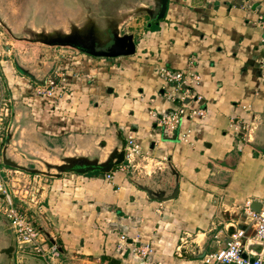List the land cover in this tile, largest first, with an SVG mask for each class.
<instances>
[{"label": "crops", "instance_id": "obj_1", "mask_svg": "<svg viewBox=\"0 0 264 264\" xmlns=\"http://www.w3.org/2000/svg\"><path fill=\"white\" fill-rule=\"evenodd\" d=\"M262 16L264 0H168L164 16L134 36V54L80 51L59 60L68 93L53 106L27 92L23 73L14 71L18 81L4 69L8 90L30 107L27 138L57 142L54 148L68 156L100 159L120 148L129 131L140 145L133 163L113 167L109 181L99 170L28 174L37 192L24 201L37 226L61 243L56 264H200L204 252L223 245L234 227L230 217L247 200L264 197V152L255 147L264 123ZM161 66L201 76L197 90L207 114L183 120L187 142L178 130L166 138L150 116L173 103L174 89L156 73ZM232 120L241 123L237 133ZM175 185L177 196L165 200L146 190L166 196ZM121 232L127 244L119 247ZM140 244L151 249L148 258L134 254ZM22 264L43 262L30 257Z\"/></svg>", "mask_w": 264, "mask_h": 264}, {"label": "rangeland", "instance_id": "obj_2", "mask_svg": "<svg viewBox=\"0 0 264 264\" xmlns=\"http://www.w3.org/2000/svg\"><path fill=\"white\" fill-rule=\"evenodd\" d=\"M124 5L126 2H119V0H0V59L12 60V63L4 64L6 74L11 79L12 71H19L32 82H36L35 78L52 74L53 66H56L55 64L59 61L58 57L61 54L59 52L67 53L73 48L50 47L34 41L35 34L39 32L70 33L72 29H78L84 30L82 32L84 35L93 25L99 29H105L108 25L105 24L106 20L109 21L108 17H113L114 8L119 7L120 9ZM145 23L142 12H137L127 16V19L118 23L116 28L120 31L119 33H131L133 36H138L144 31ZM104 44L103 42L100 46ZM6 48L11 50L10 53ZM1 68L0 65V71ZM33 68H37L36 72L39 76L31 75L30 72L35 71ZM3 77L5 78V81L3 79L5 88L3 94L5 98L10 99L8 101L10 111L4 124L6 129L3 133L6 138L1 147L0 162H2V148L5 147L9 159L27 168L46 170V161L61 163V160L68 155L54 148L58 147L57 142L51 140V142L49 140L44 142L34 134L32 138H27L24 130L28 128L30 114L28 108L30 107L21 100V97L15 99L11 97V92L6 87L7 79L5 75ZM259 132V145L264 149V123ZM7 134L9 135L6 136ZM71 155L86 154L73 153ZM106 156V154H101L102 159ZM51 172H56V170L52 169ZM28 174V171L17 168L4 171L0 165V178L7 184L11 194L15 192L16 196L25 200L29 198L25 190L33 184ZM18 204L23 209L28 207L25 202ZM12 237L8 221L0 214V248L7 246ZM0 264H4L2 254H0Z\"/></svg>", "mask_w": 264, "mask_h": 264}, {"label": "built area", "instance_id": "obj_3", "mask_svg": "<svg viewBox=\"0 0 264 264\" xmlns=\"http://www.w3.org/2000/svg\"><path fill=\"white\" fill-rule=\"evenodd\" d=\"M258 24L264 29V16L259 18ZM261 44L264 49V37L261 39ZM59 47L66 48L69 46ZM72 50L73 52L71 53L59 52L61 53L58 57L60 62L68 61L70 59L69 54L75 55V53L77 54L81 51L76 48H73ZM0 60V65L2 67V72L0 71L1 152V147H3L5 138V133H3V131L6 129L4 124L10 111L8 104L10 99L5 98L3 94L5 88L2 84L4 81L2 82V80H5L3 75L5 69L4 64L6 62L2 61L6 59L2 58ZM262 65H264V60ZM62 71L63 68L58 65L53 73L48 75L43 82H32L27 80L25 81L26 85L24 87L35 99H43L53 106L63 94L68 93L67 82ZM156 73L165 84L172 86L174 89V94L170 95L173 103L172 106L162 111L155 109L149 110L150 116L153 118L154 123L158 128L162 130V133L166 138L173 139L175 136V130H178L177 137L179 141L187 142L189 131L182 133L179 130L183 120L193 117L204 118L207 114V109L201 106L204 97L197 90L201 76L195 72L172 69L164 66L158 67ZM15 74L16 73L13 71L12 75L17 79ZM18 81L13 83V87L23 90L22 83H19ZM11 95V97L15 99L14 95ZM30 95L27 97L33 98L30 97ZM230 127L237 133L241 128V123L237 122V120H232ZM139 154L140 145L136 141L132 131H129L125 135L123 161L117 164L115 168L120 170L127 169ZM1 163L2 162H0V165ZM2 167L4 171H10L5 169L7 167ZM113 174V168L108 172H102L104 180L108 181L112 179ZM35 175V177H37L39 174ZM25 191L28 194L27 197H29L31 201L36 198L37 188L34 187V184ZM0 194L6 195V200L0 199V214L6 218L13 231L16 263L22 264L25 260V256H31L40 258L47 264H56V260L60 257L59 251L48 241L44 231L37 226L29 209H23L18 204L25 202L24 199L20 196H16L15 192H13L12 195L2 178H0ZM23 197H26V195H23ZM251 202L252 200H247L243 204L242 209L234 222L233 231L227 233L223 245L213 251L206 252L201 258L200 264H264V197L259 201L260 207L258 210L251 208ZM127 236L128 235L125 232L120 233L119 247H122L123 244H127ZM251 244H261L262 249L260 253H256L254 249L249 247ZM150 252L151 249L146 244H140L134 249V254L141 258H148Z\"/></svg>", "mask_w": 264, "mask_h": 264}, {"label": "water", "instance_id": "obj_4", "mask_svg": "<svg viewBox=\"0 0 264 264\" xmlns=\"http://www.w3.org/2000/svg\"><path fill=\"white\" fill-rule=\"evenodd\" d=\"M159 1V9L156 13L155 19H161L165 12L167 7L168 0H158ZM144 7V5H143ZM151 22H148L146 24V27H150ZM120 31L117 30V32L112 34V43L110 47L106 50H96L95 49V42H94V36L92 30H88L82 37L78 35V29H72V31L69 33H46V32H39L35 34L33 37L34 41H39L45 45L48 46H69L72 48H76L78 50L87 52L92 55L96 56H108L113 57L117 55H131L135 53V42H134V36L131 33H123L120 34ZM76 33V34H71ZM9 134H7L8 136ZM124 141H122V145L120 148L115 149L110 154L106 156L105 159H100V157H96L93 155V157H87L83 155H73V156H67L64 157L61 161V163H56L52 165V163L46 161V170H39L37 168H27L25 166L19 165L18 163L14 162L13 160L9 159L6 155V148L4 147L2 150V163L5 165H8L13 168L26 170L30 173L34 174H51L54 176H58L66 171H75L78 173H86L90 170H99L102 172H108L110 171L115 165L121 163L124 158ZM55 169L56 172L51 173V170ZM148 194L151 197H155L159 200H165L170 198H175L178 194V186L175 185L173 187V190L170 194L164 195L163 193H152V191L148 188H146ZM1 200H6V195L0 194ZM251 208L254 210H258L260 207V202L253 200L250 204ZM241 209L237 211V214L233 217H230L231 219L236 220ZM8 227L10 228V224L8 222ZM233 229H229L228 233H231ZM48 241L55 246V248L59 251L60 254L63 253V249L60 245L56 243L54 238L49 234L48 231H44ZM130 242V241H129ZM249 247L254 249L256 253H260L262 249L261 244H251ZM15 245H14V238L12 237L9 239L7 246L0 248V254L4 257V264H17L15 260L14 255ZM205 253V252H204ZM204 253L201 255L203 257ZM245 256V255H244ZM31 256H25L24 262L30 258ZM43 264H47L42 260Z\"/></svg>", "mask_w": 264, "mask_h": 264}, {"label": "flooded vegetation", "instance_id": "obj_5", "mask_svg": "<svg viewBox=\"0 0 264 264\" xmlns=\"http://www.w3.org/2000/svg\"><path fill=\"white\" fill-rule=\"evenodd\" d=\"M126 2V5H124L122 8L119 9H115L113 10V17H108L110 20H106L105 24L106 25L105 29H99L96 26L93 25L92 28H90L89 30L93 31V36H94V42H95V49L96 50H106L110 47L111 43H112V34H114V32H117V28L116 25L118 23H121L123 21H125L127 19V16H129L130 14H135L137 12H142V14L145 17V26L148 22H151V24L155 21V17H156V13L159 9V1L158 0H119V2ZM129 1V3H127ZM144 5V7H143ZM127 6V7H126ZM112 18V20H111ZM108 21V22H107ZM94 24V23H93ZM84 30L80 31L78 30V35L80 37L83 36ZM70 34V33H69ZM71 34H76V33H71ZM123 34V33H120ZM105 43L102 47L100 45H102V43Z\"/></svg>", "mask_w": 264, "mask_h": 264}, {"label": "trees", "instance_id": "obj_6", "mask_svg": "<svg viewBox=\"0 0 264 264\" xmlns=\"http://www.w3.org/2000/svg\"><path fill=\"white\" fill-rule=\"evenodd\" d=\"M154 25H152L151 27H153ZM5 81V80H4ZM2 82H3V80H2ZM3 85H4V82L2 83ZM6 138V137H5ZM5 138H4V142H5ZM258 150H260V151H262V152H264V149L262 148V147H260V146H255ZM260 147V148H259ZM258 153H256V152H254V155H257ZM1 165L2 166H4V167H7V168H13V167H10V166H8V165H5V164H3V163H1ZM114 167H116V165L114 166ZM98 173H100L99 171H95V172H88V173H86L85 175H96V174H98ZM29 174H34V173H30L29 172ZM10 230H11V228H9ZM11 232H12V235H13V231L11 230ZM57 242H58V244H60L61 245V243L59 242V240H57ZM108 259V258H107ZM108 262L110 263V264H118L117 262H114L113 260H111V259H108Z\"/></svg>", "mask_w": 264, "mask_h": 264}]
</instances>
